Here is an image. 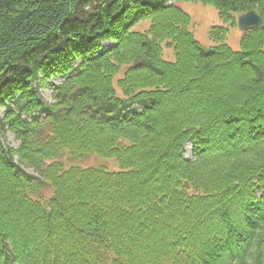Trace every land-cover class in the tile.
I'll return each instance as SVG.
<instances>
[{
    "label": "trees",
    "instance_id": "16d2710c",
    "mask_svg": "<svg viewBox=\"0 0 264 264\" xmlns=\"http://www.w3.org/2000/svg\"><path fill=\"white\" fill-rule=\"evenodd\" d=\"M190 1L233 24L256 9L263 24L235 51L226 27L205 48L189 14L159 0H0V264H94L98 240L100 264H264V0ZM148 20L161 25L154 40L141 31ZM106 39L118 46L92 58ZM165 40L175 61L150 54ZM77 58L84 65L46 103L38 75H66ZM32 112L47 116L29 122ZM7 124L24 138L20 161L58 181L65 225L41 215L45 183L16 165ZM188 140L196 162L182 154ZM91 154L121 170L61 160Z\"/></svg>",
    "mask_w": 264,
    "mask_h": 264
},
{
    "label": "rangeland",
    "instance_id": "374dc122",
    "mask_svg": "<svg viewBox=\"0 0 264 264\" xmlns=\"http://www.w3.org/2000/svg\"><path fill=\"white\" fill-rule=\"evenodd\" d=\"M168 3L172 4L176 2V0H166ZM190 15H191V30L194 33L196 39H198L201 44L205 46H211L214 42L210 39L209 32L211 28L215 25H225L229 28V32L225 39V42L228 43L234 50L240 49V41L242 33L239 28L234 27L235 25H227L219 16L218 10L211 5H204L201 3L195 2H185L181 5ZM150 22H146L142 25L141 31H147V35L154 40L155 35L163 34L161 25L159 21L157 23H153L151 26ZM169 33H167L168 35ZM112 46L113 43H105L104 46ZM155 53L150 51L152 58L156 59L157 57L162 56L166 59H174V55L176 54L175 45L169 40H165L162 42H158L155 44ZM43 95L46 100L51 101V90L44 89ZM2 111L3 108H0ZM4 143L6 145H11L17 147L19 144L18 139L16 136L9 132L4 136ZM186 156L192 157L191 146L187 144L186 146ZM81 164L87 165H106L109 169L115 170L117 169V165L111 161L106 159H101L98 157H91L87 160L81 162ZM32 174L34 173L32 170H29Z\"/></svg>",
    "mask_w": 264,
    "mask_h": 264
},
{
    "label": "water",
    "instance_id": "95a60500",
    "mask_svg": "<svg viewBox=\"0 0 264 264\" xmlns=\"http://www.w3.org/2000/svg\"><path fill=\"white\" fill-rule=\"evenodd\" d=\"M262 22V18L254 10L242 14L239 17V27L242 30L248 29L250 26H258Z\"/></svg>",
    "mask_w": 264,
    "mask_h": 264
},
{
    "label": "bare ground",
    "instance_id": "6f19581e",
    "mask_svg": "<svg viewBox=\"0 0 264 264\" xmlns=\"http://www.w3.org/2000/svg\"><path fill=\"white\" fill-rule=\"evenodd\" d=\"M25 44H26V46L28 47V46L30 45V42H29V41H26ZM36 49H37V48H36ZM36 49H35V50H36Z\"/></svg>",
    "mask_w": 264,
    "mask_h": 264
}]
</instances>
